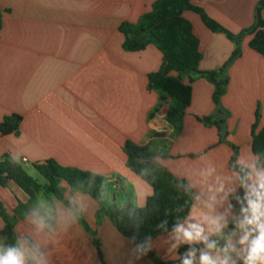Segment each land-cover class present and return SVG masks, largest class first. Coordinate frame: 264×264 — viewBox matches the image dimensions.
Masks as SVG:
<instances>
[{
  "label": "crops",
  "instance_id": "crops-1",
  "mask_svg": "<svg viewBox=\"0 0 264 264\" xmlns=\"http://www.w3.org/2000/svg\"><path fill=\"white\" fill-rule=\"evenodd\" d=\"M155 1L0 0V161L18 155L16 161L43 187L32 201L13 180L0 185V246L6 247L4 210L16 220L14 232L31 257L28 264H154L107 216L98 218L100 204L92 196L63 180L60 193L82 212L86 224L80 222L58 195L47 192L44 176L42 182L33 176L39 173L36 164L54 160L103 175L109 180L106 205L144 207L154 191L128 167V141L163 153L158 163L187 181L195 192L193 204L209 200L217 179L239 174L230 164L242 152L245 163L252 162L249 150L257 162L252 147L254 132L264 128V56L252 49L254 33L246 30L256 23L259 0H192L239 42L211 30L198 13L184 12L200 40V71L225 68L222 77L229 83L216 104L213 82L201 74L184 76L192 86V102L181 123L168 119L167 106L150 117L160 93L149 88V76L162 68L164 54L155 45L127 51L120 30L123 23H137ZM237 47L241 55L225 67ZM220 111L226 113L225 140L217 126L200 120ZM14 115L21 117L19 129L6 134L1 125ZM209 167L215 169L211 175ZM230 186L226 183L225 190ZM235 187L231 203L238 181ZM217 208L223 212L227 202ZM194 222L188 216L182 225ZM176 237L175 229L148 249L163 261H177L188 244Z\"/></svg>",
  "mask_w": 264,
  "mask_h": 264
},
{
  "label": "trees",
  "instance_id": "trees-1",
  "mask_svg": "<svg viewBox=\"0 0 264 264\" xmlns=\"http://www.w3.org/2000/svg\"><path fill=\"white\" fill-rule=\"evenodd\" d=\"M186 11L198 13L211 30L223 32L230 39L239 42V37L209 17L202 8L195 6L192 0H156L153 9L144 14L137 23H123L120 29L125 35L124 48L127 51H140L149 45H155L164 54L162 68L149 76V88L160 93V104L150 117L156 116L167 106V117L175 123L182 122L192 102V86L183 82L184 76L201 74L213 82L216 85L214 94L216 104L226 92L229 83L227 78L222 77L225 68L220 71H200L199 66L202 60L200 40L194 33L192 23L183 15ZM1 26L0 13V29ZM246 32L254 33L250 45L252 49L264 56V0H259L255 25ZM240 55L241 48L237 47L225 67ZM172 72H177L178 76H173ZM219 114L218 117H203L200 120L217 126L221 139L225 140L228 135L224 127L226 113L220 111ZM20 122V116L8 117L2 123L1 129L6 134L18 131ZM252 148L258 158L256 166L264 167V128L259 133L254 132ZM125 152L128 156V167L153 188L154 192L144 207H138L132 203H125L122 206L117 203L106 205L109 180L103 175L63 167L54 160L36 164L35 168L48 181L47 192L58 195L84 225L86 222L82 212L65 201L60 193L59 184L63 180L68 182L74 191L92 196L100 204L98 218L107 216L123 235L134 241L137 250L148 253L154 264H182L189 251L199 253L204 246L202 244L183 246L179 260L163 261L148 249V245L157 237L174 231L186 221L195 200V192L185 179L177 178L158 163L157 158L165 155L154 150L150 144L137 145L128 141ZM230 167L241 174L242 169L236 164L235 158L232 159ZM9 180L16 182L31 196L32 201H35L37 195L43 190L42 185L28 174L21 162H14L13 158L6 157L0 161V185L5 186ZM243 194L244 189L239 187L238 193L232 198V203L235 204L237 195L242 197ZM20 207L25 205L21 204ZM2 213L8 222L4 231L6 246H15L17 244L14 232L16 220L10 218L4 210ZM18 213L24 215L20 210ZM27 240L39 251L31 239Z\"/></svg>",
  "mask_w": 264,
  "mask_h": 264
},
{
  "label": "clouds",
  "instance_id": "clouds-1",
  "mask_svg": "<svg viewBox=\"0 0 264 264\" xmlns=\"http://www.w3.org/2000/svg\"><path fill=\"white\" fill-rule=\"evenodd\" d=\"M244 155L242 152L236 157L241 174L233 172L224 180L217 179L209 188L212 193L209 200L191 206L198 210L197 214L189 211V219L195 222L176 229L178 243L204 246L198 264H264V167L256 166L250 150L247 156L252 158L251 163H245ZM18 159V155L13 157L14 162ZM214 171L209 167L207 174ZM236 181L244 194L242 197L237 195L233 204L228 197L229 193L236 192ZM226 183L231 185L227 191ZM225 202L227 208L220 212L217 205L223 206ZM30 259L19 240L15 246H0V264H28ZM195 261L196 253L191 251L182 264H194Z\"/></svg>",
  "mask_w": 264,
  "mask_h": 264
},
{
  "label": "rangeland",
  "instance_id": "rangeland-1",
  "mask_svg": "<svg viewBox=\"0 0 264 264\" xmlns=\"http://www.w3.org/2000/svg\"><path fill=\"white\" fill-rule=\"evenodd\" d=\"M33 173V176L36 178V179H38L39 181H44L45 180V178L42 176V175H40L39 173H37V172H32Z\"/></svg>",
  "mask_w": 264,
  "mask_h": 264
},
{
  "label": "built area",
  "instance_id": "built-area-1",
  "mask_svg": "<svg viewBox=\"0 0 264 264\" xmlns=\"http://www.w3.org/2000/svg\"><path fill=\"white\" fill-rule=\"evenodd\" d=\"M22 162L26 163L27 162V158H23ZM3 237V235L0 233V239Z\"/></svg>",
  "mask_w": 264,
  "mask_h": 264
}]
</instances>
